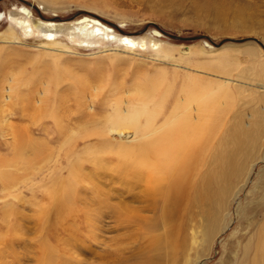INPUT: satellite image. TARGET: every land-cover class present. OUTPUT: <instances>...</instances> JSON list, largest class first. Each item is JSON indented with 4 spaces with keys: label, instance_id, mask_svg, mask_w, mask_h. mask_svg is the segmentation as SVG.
<instances>
[{
    "label": "rangeland",
    "instance_id": "rangeland-1",
    "mask_svg": "<svg viewBox=\"0 0 264 264\" xmlns=\"http://www.w3.org/2000/svg\"><path fill=\"white\" fill-rule=\"evenodd\" d=\"M21 6L32 18L64 24L93 17L148 44L133 52L113 42L88 48L58 33L69 48L53 49L9 21L8 12ZM9 27L19 38H3ZM150 40L168 52L156 51ZM187 75L204 79L209 98L228 91L219 99V131L229 127L231 137L240 129V138L252 142L237 154L244 170L230 178L212 239L194 208L168 228L174 227L175 246L172 258L160 263L250 264L264 222V0H0V264H103L99 257L110 254L139 264L146 238L95 211L106 200L110 213L127 219L139 204L122 193L113 171L96 169L98 179L83 175L95 170L92 156L102 155V167L117 161L114 152L107 154L109 139L125 142L132 135L119 129L85 134L101 125L97 119L118 97L129 103L136 88L157 81L159 89L149 96L156 100L167 81L180 87ZM162 116L157 113L158 120ZM95 183L111 192L108 200L89 199ZM78 189L82 199L74 195Z\"/></svg>",
    "mask_w": 264,
    "mask_h": 264
},
{
    "label": "bare ground",
    "instance_id": "bare-ground-1",
    "mask_svg": "<svg viewBox=\"0 0 264 264\" xmlns=\"http://www.w3.org/2000/svg\"><path fill=\"white\" fill-rule=\"evenodd\" d=\"M203 5L206 6V4ZM15 10L17 12H8L9 21L13 22L23 34H29L28 37L30 34H39L45 40L44 43L52 46L53 49L68 50L69 48L66 43L56 37L58 33L67 37L73 45L88 48L101 47L104 43L113 42L117 46H122L127 52H133L148 44L144 38L117 33L93 17H83L77 22L64 24L32 18V13L26 6L15 7ZM11 27L4 32L3 38L6 35V38L18 37L14 33L16 28L13 31ZM149 43H151L150 46L156 47L154 48L156 51L164 55L168 52L160 42L150 40ZM187 76L190 84L186 82L180 87L172 80L167 81L160 97L156 100L149 96H153L154 91L159 89L161 83L158 84L157 81L145 87L136 88L137 91L130 96V104L128 100L119 101L118 97L112 107L108 105L110 112L104 113L99 119L96 118L97 123L101 125L93 128L95 131L85 134L91 137L103 136L119 129L121 133L132 135L125 142L109 139L107 154H110V151L114 152L117 161L111 165H103V168L101 166L103 163L100 161L103 159L102 155L92 156L90 163L95 170L90 169L83 175L86 179H98L99 176L94 175L96 169L113 171L120 182L122 193L139 204L138 208L131 207L130 211L135 213L130 215L131 218H124L125 220L117 212L110 213L112 207L106 200L102 201L104 205L102 210L95 209L100 215L97 217H104L105 213H109L115 226H122L128 232L136 230L135 233H139L141 238H146L144 244L137 246L140 255L139 264H162L160 263L162 259L172 258V249L175 246L173 244L174 227L168 228L174 225L176 217L191 215L194 208H197L204 220L209 223L203 232L208 241L212 239L215 234V223L212 222L221 204L225 203L230 178L244 170L243 165H239L236 160L239 157L237 154L244 152L248 144L252 142V139H248L251 140L249 143L248 140L240 138L242 134L240 129L231 137L228 136L229 127L223 133L219 131V119L222 112L219 99L225 97L224 94L228 91L225 90L223 94L209 98L207 95L211 89L207 90L204 79ZM215 82L216 80L213 82L210 79L209 84ZM222 84L225 85L224 82ZM199 90L201 94L198 93ZM140 97L141 102H138ZM169 102L170 106L167 107ZM188 105L192 109L187 111L189 107L186 109L185 107ZM157 113L163 115L162 120H158ZM100 120H105L106 123H100ZM228 140L229 143L226 144ZM81 191L78 189L74 195L78 194V197L82 199ZM89 192L92 197L89 199L92 201L100 200V196L108 200L111 193L102 192L97 183L91 184ZM67 203L69 207L72 203L70 198ZM63 205H59L60 208ZM78 209L85 213V210H81L83 209L81 206ZM89 215H91L90 212ZM92 225L91 231L94 228ZM160 227L164 230L157 234L156 231ZM259 228L258 252L252 261L250 260V264H264V222ZM181 242H178L180 246ZM99 258L103 264H128L126 260H122L123 257L114 259L115 257L111 254ZM171 263L173 264L174 261Z\"/></svg>",
    "mask_w": 264,
    "mask_h": 264
}]
</instances>
